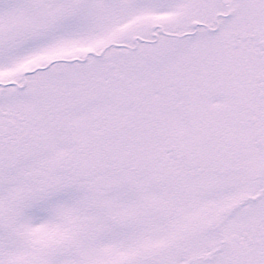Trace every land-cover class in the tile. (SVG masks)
Wrapping results in <instances>:
<instances>
[{
    "label": "snow or ice",
    "instance_id": "snow-or-ice-1",
    "mask_svg": "<svg viewBox=\"0 0 264 264\" xmlns=\"http://www.w3.org/2000/svg\"><path fill=\"white\" fill-rule=\"evenodd\" d=\"M0 264H264V0H0Z\"/></svg>",
    "mask_w": 264,
    "mask_h": 264
}]
</instances>
